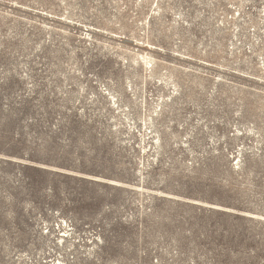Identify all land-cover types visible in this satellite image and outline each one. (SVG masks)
<instances>
[{"label":"rangeland","instance_id":"1","mask_svg":"<svg viewBox=\"0 0 264 264\" xmlns=\"http://www.w3.org/2000/svg\"><path fill=\"white\" fill-rule=\"evenodd\" d=\"M0 264H264V0H0Z\"/></svg>","mask_w":264,"mask_h":264}]
</instances>
